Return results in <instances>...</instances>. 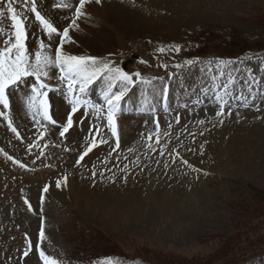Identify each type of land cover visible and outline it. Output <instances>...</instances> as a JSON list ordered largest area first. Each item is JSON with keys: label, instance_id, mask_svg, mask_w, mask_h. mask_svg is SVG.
Here are the masks:
<instances>
[{"label": "rangeland", "instance_id": "374dc122", "mask_svg": "<svg viewBox=\"0 0 264 264\" xmlns=\"http://www.w3.org/2000/svg\"><path fill=\"white\" fill-rule=\"evenodd\" d=\"M9 3L24 24L30 62L38 51L54 59L68 28L62 54L120 68L136 53L127 73L141 78L121 102L117 137L100 99L107 73L84 94L67 95L59 70L42 76L55 89L48 93L55 125L28 107L30 87L6 91L10 107L0 105V264H126L123 259L136 257L151 264H264V52L232 57L238 49L225 40L256 45L264 0H85L79 16V0H0V48L14 42ZM109 3L125 16L107 13ZM33 4L58 34L43 29ZM219 58L232 62V92H250V106L233 98L231 115L225 109L222 117L207 73ZM120 88L112 83L113 91ZM76 99L79 110L61 137Z\"/></svg>", "mask_w": 264, "mask_h": 264}, {"label": "snow or ice", "instance_id": "6c2138e0", "mask_svg": "<svg viewBox=\"0 0 264 264\" xmlns=\"http://www.w3.org/2000/svg\"><path fill=\"white\" fill-rule=\"evenodd\" d=\"M79 2L80 6L76 8L77 16L81 14V9L85 4V0H79ZM96 2L99 3L100 0H96ZM32 12L35 13L36 20L49 35L52 33L58 34V29H56L51 23H49L40 15V13L36 10L35 4L32 6ZM7 13L8 19L11 21V26L15 31L13 33L14 42H9L8 46L0 48V105H3L5 109L10 107L6 91H11L13 88L18 87L19 85L30 87L32 95L29 97L28 107L37 108V111L40 113V115H42L45 121L55 125L57 124V121L52 119L50 114V101L48 99V93L55 91V89L44 83L41 77L44 76L51 78L49 76V71L54 67L55 69L59 70L58 80L60 82H67L65 85L67 89L66 95L68 93L75 94L77 92L84 94L88 86L92 84L94 80L100 77L101 74L107 73L108 87L100 99L103 101L104 105H106L107 127L110 130L111 135L113 137H117L116 117L123 114L121 112V102L126 96L128 86L131 85L134 80H140L141 74L139 72L129 74L118 67L110 65L107 62L100 61L96 57L62 54V45L66 39H69L68 28H65L61 35V46L55 48L54 59L51 56L44 55L38 51L35 53L34 62H30L25 44L26 32L24 30V24L22 20L18 18L15 9L10 3L7 5ZM0 16H2V12H0ZM178 50L179 49L177 48V51ZM160 51H163V49H160ZM188 63L191 62L189 61ZM231 65V61H224L222 58H219L209 62V66L207 67V73L211 81L210 88L218 108L216 111L217 117H222L225 114V109H227V114L231 115L233 98L244 107L250 106L248 99L250 92L248 96L244 95L243 93L236 95L232 92L231 86L235 83V79L232 75L234 70L232 69ZM177 67H179V65H177ZM225 76H227V80L221 82V78ZM29 77L34 78L35 83H32L28 79ZM115 81H119L121 84V88L118 91L112 90V83ZM143 82L152 83V81ZM45 89L46 91H42ZM204 91L207 92L208 89H205ZM166 96L167 88H164L162 90V98H166ZM200 102L201 101L199 99L194 101V103ZM79 103V99L71 101L72 107L68 114L67 123L59 133L61 137H64L71 128L73 124L72 116L79 110L76 106ZM90 103L91 101H84L85 106ZM93 108L97 113L102 111L101 105L99 103L93 105ZM167 110L168 108L165 107V111ZM0 115H3V113L0 112ZM85 116L87 117V113H85ZM97 119L99 120L100 117L97 116ZM8 127L13 132H16V129L11 123H9ZM96 132H100L99 126L96 127ZM40 135L42 137L43 133ZM94 146V144L89 146L87 151L81 154L77 160V164H79L84 159V156H86ZM21 167H23V165H21ZM66 179L67 178L65 177V183ZM56 186L57 188H60L61 182L57 181ZM48 187V185H45L43 192H47ZM41 199L43 200V196ZM25 203L28 204V201L25 200ZM29 209L31 210L30 204ZM40 236H44L43 229H41ZM24 255L27 256L28 252H25ZM40 255L42 258H44L43 252H41ZM45 264H57V261L54 259H45Z\"/></svg>", "mask_w": 264, "mask_h": 264}, {"label": "trees", "instance_id": "16d2710c", "mask_svg": "<svg viewBox=\"0 0 264 264\" xmlns=\"http://www.w3.org/2000/svg\"><path fill=\"white\" fill-rule=\"evenodd\" d=\"M225 40H226V45L230 46L229 49H231V47H235L238 49L239 53L234 54V56H232V57H239V56L248 55V54H252V53L258 54V53L264 52V30H263V36L262 37L253 39V41L256 42V45H254V47H252V45H244L245 43H243V45H242L239 40H234V41L231 39H225ZM221 54L224 55L226 53L221 52ZM113 258L114 257L110 256V258H108V259L112 260ZM116 259H118V258H116ZM122 261H126V264H151L150 260L143 258V257H136L135 259H129V260L123 259Z\"/></svg>", "mask_w": 264, "mask_h": 264}, {"label": "bare ground", "instance_id": "6f19581e", "mask_svg": "<svg viewBox=\"0 0 264 264\" xmlns=\"http://www.w3.org/2000/svg\"><path fill=\"white\" fill-rule=\"evenodd\" d=\"M108 5H110V6H112V8H108V7H106L105 9H106V12L107 13H111L112 11H113V14H119L120 15V17H122V16H125V14H126V12L125 11H123V10H121V9H119V8H116V6H115V4H111V3H109ZM108 5H105V6H108ZM131 64V63H130ZM130 66V65H129ZM71 185V184H70ZM73 191V190H72ZM83 197V196H82Z\"/></svg>", "mask_w": 264, "mask_h": 264}, {"label": "water", "instance_id": "95a60500", "mask_svg": "<svg viewBox=\"0 0 264 264\" xmlns=\"http://www.w3.org/2000/svg\"><path fill=\"white\" fill-rule=\"evenodd\" d=\"M133 58H136V55H135V54H132L130 59H126V60L122 63V68L125 69V68H126V67H125L126 65L132 63Z\"/></svg>", "mask_w": 264, "mask_h": 264}]
</instances>
